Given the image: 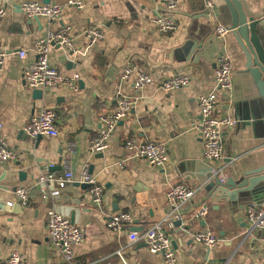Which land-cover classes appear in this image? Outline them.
<instances>
[{
	"label": "crops",
	"instance_id": "obj_1",
	"mask_svg": "<svg viewBox=\"0 0 264 264\" xmlns=\"http://www.w3.org/2000/svg\"><path fill=\"white\" fill-rule=\"evenodd\" d=\"M16 1L0 17V48L6 52L0 72V122L15 154L0 164V262L16 249L23 256L22 264H70L49 246L45 215L51 206L84 233L83 241L73 250L74 264H164L162 255L150 252L143 241L127 243L126 230L142 232L155 224L168 233L176 264H264V241L251 230L244 213L245 206L254 201L210 194L197 177L204 173L203 167L213 165L203 157L201 138L193 128L199 118L197 95L211 86L221 53L230 59L232 89L227 100L219 98L214 115L231 114L237 124L223 129L222 158L217 166L223 178L236 181L244 171L264 166V104L246 66L245 51L230 30L223 38L214 31L217 23L230 25L224 0H180L175 13L177 29L166 33L157 32L152 23L158 0H84L80 10L66 8L51 24L53 28L70 24L71 34L77 36L84 28L97 26L104 38L85 48V42L77 37L78 52L53 47L48 56L50 64L63 73L77 72L79 88L57 87L40 94L25 84L23 67L35 58L33 43L49 24L44 17H25L18 4L22 0ZM206 1L211 2L209 15L204 12L209 8ZM244 1L251 12L260 15L257 36L264 51V0ZM241 36L245 46L248 35ZM20 49H26V57H19ZM127 64L150 73L153 82L114 129L109 149L101 156L91 154L89 140L98 133L100 114L114 106L117 87L132 90L134 74L120 80L121 69ZM178 72L191 76L188 86L172 92L157 87L160 79ZM43 106L55 111L59 134L29 137L23 127ZM128 136L163 141L168 153L164 166L157 168L132 157L124 148ZM86 165L102 186L100 207L92 204L88 186L78 181ZM66 168L75 181L65 187L38 182L48 172L63 176ZM176 183L198 190L174 209L166 192ZM18 186L30 188L28 204L9 208L6 201ZM41 187L49 191L48 201L42 199ZM201 201L208 207L207 216L191 220L190 227L182 229L180 223L191 219ZM117 211L132 215V222L124 224L128 229L107 227L106 218ZM203 228L216 235L215 246L208 248L193 240L192 232Z\"/></svg>",
	"mask_w": 264,
	"mask_h": 264
},
{
	"label": "built area",
	"instance_id": "obj_2",
	"mask_svg": "<svg viewBox=\"0 0 264 264\" xmlns=\"http://www.w3.org/2000/svg\"><path fill=\"white\" fill-rule=\"evenodd\" d=\"M159 8L156 15L152 18L155 30L159 33H166L177 29L175 13L180 0H158ZM16 0H0V17H3L7 9L15 4ZM19 8L27 18L44 17L48 21V27L43 36L37 38L32 46L35 58L23 67V79L30 89L50 90L62 87L70 90L79 88L80 75L77 72L63 73L57 67L49 62V52L53 47H63L71 51H80L76 38L79 37L85 42V48L91 44L99 42L104 38V32L97 26L84 28L77 36L71 34L72 26L62 24L55 28L51 26L57 22L64 14L66 8L80 10L84 7V0H66L64 3L43 2L40 0H22L18 2ZM207 7L211 8V2L206 1ZM217 37L223 36L229 31V28L217 23L214 27ZM26 49H20L18 55L20 58L26 57ZM6 52L0 48V72L4 66ZM134 74L132 81V90L124 91L117 87L115 92L114 106L105 110L99 116L100 128L97 135L89 140L88 151L91 154L103 153L109 149V139L116 126L123 121L131 112L135 104L141 99L146 86L153 82L150 73L138 70L133 64L125 65L120 72V80H127ZM191 76L186 72H178L171 76L164 77L158 81L157 87L165 92L184 88L189 85ZM231 64L229 56L221 53L214 69L213 82L209 89L197 95V104L199 118L193 124L202 142V155L210 163L213 170L218 172L221 180L219 161L222 158V132L223 129H232L237 124V120L228 113L214 115L219 98L228 99L231 95ZM57 116L53 108L43 106L39 108L24 125V133L32 138L37 136L56 137L59 130L56 124ZM124 148L134 158L144 159L149 165L162 168L168 160L166 145L160 140H138L135 136H128L124 143ZM73 151L72 148H70ZM15 157L14 151L10 148L6 137L3 134V125L0 122V164L10 161ZM75 181L73 173L66 168L63 176H56L48 172L38 178V182L46 184L55 182L58 188H63L67 184ZM81 183L88 184V190L91 202L94 206L100 207L103 200V189L96 182L95 177L89 172L86 165L78 180ZM42 199L48 201L49 191L41 187ZM196 186L176 183L170 186L166 192L168 203L174 208L181 206L189 201L196 194ZM29 187L18 186L14 189L13 197L6 201L10 208L17 204L26 206L28 204ZM246 221L252 231L257 232L260 239L264 241V204L249 203L244 208ZM208 214V207L205 201H201L192 211L190 220H184L180 223L182 229H187L191 225V220H204ZM45 226L49 240V246L52 250L61 253L64 260L73 263L74 247L80 244L84 239V233L81 228L75 225L66 216H63L51 206L46 209ZM177 219L179 216L174 215ZM132 215L129 212H113L106 218L108 228L114 230L126 229L125 223L132 222ZM128 229V228H127ZM127 243L133 244L137 241H143L147 249L152 253L161 254L164 264H176L177 256L168 233L159 225L148 226L142 232L134 229H128ZM192 238L208 248L215 246L218 242L216 235L208 228H203L192 232ZM121 254V251H117ZM23 256L19 250L13 249L0 264H22ZM201 264H209L203 262ZM230 264V263H223Z\"/></svg>",
	"mask_w": 264,
	"mask_h": 264
},
{
	"label": "water",
	"instance_id": "obj_3",
	"mask_svg": "<svg viewBox=\"0 0 264 264\" xmlns=\"http://www.w3.org/2000/svg\"><path fill=\"white\" fill-rule=\"evenodd\" d=\"M224 2L229 9L231 18L228 28L238 39L241 47L245 51L246 66L256 82L259 97L264 104V51L257 36V25L260 15L251 12L244 0H224ZM204 12L209 15L211 10L210 8H205ZM242 34L248 35V41L245 42V46L242 42ZM34 92L40 94L41 90L34 89ZM40 137L37 136L36 138ZM99 156H101V153H99ZM202 172L204 173L198 174L197 176L198 181L204 184L206 190L211 191L210 194L215 192L224 199L229 198L230 200L243 201L251 199L257 204H263L264 173H258L264 172V166L255 170L244 171L239 181H236L233 177H228L222 181L219 173L215 172L212 166H208L207 169L203 167ZM250 174L258 175L248 177ZM85 185L88 186V184Z\"/></svg>",
	"mask_w": 264,
	"mask_h": 264
}]
</instances>
